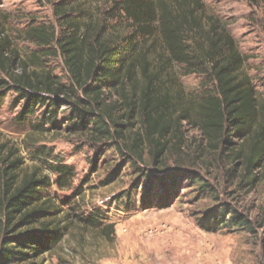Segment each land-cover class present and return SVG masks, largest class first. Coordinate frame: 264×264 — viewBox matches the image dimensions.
<instances>
[{
  "label": "trees",
  "instance_id": "1",
  "mask_svg": "<svg viewBox=\"0 0 264 264\" xmlns=\"http://www.w3.org/2000/svg\"><path fill=\"white\" fill-rule=\"evenodd\" d=\"M48 1L62 30L43 24L24 32L41 54L21 58L0 32V89L10 87L24 100L20 122L44 108L35 129L45 133L56 126L62 101L72 130L107 146L98 148L106 165L117 158L105 160L111 153L120 155L119 167L103 184L119 179L125 169L139 173L144 209L168 208L187 188L196 199L208 195L220 201L216 187L195 167L196 161L208 165L203 160L208 154L227 167L236 192L249 194L264 182V100L246 70L249 56L204 0H108L105 9H82L77 17H72L76 4ZM123 23L125 32L119 27ZM50 56L62 57L66 82L43 63ZM193 74L214 85L194 103L182 89H171L177 77ZM183 122L202 133L193 158L185 155ZM173 150L178 155L170 165ZM15 155L0 143V264H34L62 241L66 226L40 214L51 209L42 200L49 176L23 172L22 158ZM50 168L63 188L75 176L74 167L63 162ZM116 197L130 207V194ZM80 220L102 225L90 216ZM197 221L208 232H256L250 214L229 202L208 208ZM114 229L110 223L104 231L110 235Z\"/></svg>",
  "mask_w": 264,
  "mask_h": 264
},
{
  "label": "rangeland",
  "instance_id": "2",
  "mask_svg": "<svg viewBox=\"0 0 264 264\" xmlns=\"http://www.w3.org/2000/svg\"><path fill=\"white\" fill-rule=\"evenodd\" d=\"M67 1L77 6L72 17L80 16L82 9L96 12L97 6L102 9L108 6V0ZM204 1L209 11L227 25L242 53L249 56L246 70L258 97L264 100V0ZM43 24L55 25L58 32L62 30L54 4L48 0H0L1 35L10 38L12 48L21 58L29 60L33 53H42V48L29 41L24 32ZM119 27L124 32L128 30L124 23ZM43 63L56 77L64 82L68 80L61 56L44 58ZM167 80L166 84L171 87ZM174 85L173 92L182 89L193 103L214 89L210 80L200 74L177 77ZM61 102L56 126L43 133L37 131L35 125L41 123L39 116L44 108L20 122L17 116L24 107V100L10 87L0 89V143L22 158L23 172L37 171L41 176H49L51 184L42 189V200H46L51 209L40 214L66 226L62 241L52 252L33 259L34 264H264V225H261L264 224V182L249 194L236 192V182L228 176L227 167L208 154L203 160L209 164L196 161L195 167L216 187L220 201L208 195L196 199V192L187 188L168 208L144 209L140 205L143 188L139 173L132 168L125 169L119 179L103 184L108 173L119 167L120 155L111 153L105 160L117 158L106 165L98 155L102 144L72 130L68 112H65L67 105ZM182 128L185 155L193 158L202 144V133L189 122H183ZM38 148H44L48 154L39 153ZM168 155L169 164L173 165L178 154L173 150ZM58 162L75 169V176L64 188L55 183L56 175L50 168ZM122 194L125 197L130 194L129 208L116 199ZM220 202L237 204L248 212L255 220L256 232L202 229L197 218ZM89 216L102 225L93 226L80 220ZM110 223H115V229L108 235L104 228Z\"/></svg>",
  "mask_w": 264,
  "mask_h": 264
}]
</instances>
